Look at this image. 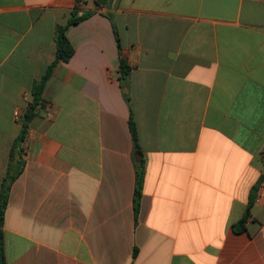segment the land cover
Segmentation results:
<instances>
[{
    "label": "crops",
    "instance_id": "crops-1",
    "mask_svg": "<svg viewBox=\"0 0 264 264\" xmlns=\"http://www.w3.org/2000/svg\"><path fill=\"white\" fill-rule=\"evenodd\" d=\"M75 4L0 0V193ZM86 12L22 144L7 264H264V181L233 230L264 173V0H82Z\"/></svg>",
    "mask_w": 264,
    "mask_h": 264
},
{
    "label": "trees",
    "instance_id": "trees-1",
    "mask_svg": "<svg viewBox=\"0 0 264 264\" xmlns=\"http://www.w3.org/2000/svg\"><path fill=\"white\" fill-rule=\"evenodd\" d=\"M82 2V0H76V4L74 9L71 11V16L69 21L66 25H59L56 27L55 33V42H56V55L54 61L47 67L44 75L41 79L34 85L32 89V100L28 104L27 110L22 117V128L20 131L19 136L15 140L11 152H10V159L9 164L6 170V174L3 179L2 183V190L0 193V264H7L6 261V254H5V242H4V233H3V225L5 219V213L8 205L9 199V192L12 183L21 175L23 168H24V151L22 144L26 140L28 135L30 123L38 116L40 109L43 105L44 98L43 94L45 88L53 75L54 69L61 63V62H69L70 59L74 55V47L69 41L67 37V30L70 26L78 24L93 14L92 12H86L84 14L78 15V6ZM97 6H103L107 3V0H94ZM115 35L116 41L118 44V51H119V60H120V80L122 89L124 91V97L126 101L129 103L130 99L128 93L126 92L127 89V80L131 72V68L128 65L127 60L123 56V49L119 34L117 29L115 28ZM130 129L133 135V139L136 146V154L138 160V183L135 191V200H134V207H135V216H138L140 210V201L142 195V182H143V158L141 153L139 152L138 142H137V130L136 124L133 118V115L130 117ZM264 181V173L260 177L258 185H255L252 189L249 203L241 220L234 225L233 230L235 233H241L246 230V222L251 217V210L254 205L256 196L255 193L259 187V184Z\"/></svg>",
    "mask_w": 264,
    "mask_h": 264
},
{
    "label": "built area",
    "instance_id": "built-area-1",
    "mask_svg": "<svg viewBox=\"0 0 264 264\" xmlns=\"http://www.w3.org/2000/svg\"><path fill=\"white\" fill-rule=\"evenodd\" d=\"M263 192H264V187H263Z\"/></svg>",
    "mask_w": 264,
    "mask_h": 264
}]
</instances>
